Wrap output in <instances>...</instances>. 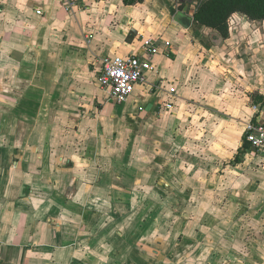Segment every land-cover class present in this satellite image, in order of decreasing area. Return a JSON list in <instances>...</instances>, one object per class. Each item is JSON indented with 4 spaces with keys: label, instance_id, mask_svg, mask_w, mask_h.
I'll list each match as a JSON object with an SVG mask.
<instances>
[{
    "label": "crops",
    "instance_id": "crops-1",
    "mask_svg": "<svg viewBox=\"0 0 264 264\" xmlns=\"http://www.w3.org/2000/svg\"><path fill=\"white\" fill-rule=\"evenodd\" d=\"M159 3L0 0V264H264V21L207 48ZM151 37L116 103L103 59Z\"/></svg>",
    "mask_w": 264,
    "mask_h": 264
},
{
    "label": "built area",
    "instance_id": "built-area-1",
    "mask_svg": "<svg viewBox=\"0 0 264 264\" xmlns=\"http://www.w3.org/2000/svg\"><path fill=\"white\" fill-rule=\"evenodd\" d=\"M70 6L73 0H66ZM41 13L40 10L37 11ZM160 38H146L141 45V51L127 55H114L103 59L102 68L98 74L99 85L118 104L128 102L138 85L148 83L149 72L153 69L151 56L161 52ZM165 45L170 46L169 42ZM162 82L156 85L160 87ZM170 101L166 108H173V98L176 96L174 87L169 89ZM254 117L245 125L244 139L257 152H264V106H253Z\"/></svg>",
    "mask_w": 264,
    "mask_h": 264
},
{
    "label": "trees",
    "instance_id": "trees-1",
    "mask_svg": "<svg viewBox=\"0 0 264 264\" xmlns=\"http://www.w3.org/2000/svg\"><path fill=\"white\" fill-rule=\"evenodd\" d=\"M142 1L124 0L129 5ZM237 12L249 20L264 21V0H202L195 6L192 20L188 17H179L178 20L208 48L213 44L210 34L216 33L222 39L229 37L230 18Z\"/></svg>",
    "mask_w": 264,
    "mask_h": 264
},
{
    "label": "water",
    "instance_id": "water-1",
    "mask_svg": "<svg viewBox=\"0 0 264 264\" xmlns=\"http://www.w3.org/2000/svg\"><path fill=\"white\" fill-rule=\"evenodd\" d=\"M162 3H164L167 7V9L170 11V13L178 20L179 17L185 18L188 17V19L192 20L193 19V15H194V11L190 14L187 15L185 12L180 11L177 9V0H160ZM188 0H179V2L181 3H185ZM190 2H192L194 5L196 6L198 5L202 0H189ZM179 21V20H178Z\"/></svg>",
    "mask_w": 264,
    "mask_h": 264
},
{
    "label": "rangeland",
    "instance_id": "rangeland-1",
    "mask_svg": "<svg viewBox=\"0 0 264 264\" xmlns=\"http://www.w3.org/2000/svg\"><path fill=\"white\" fill-rule=\"evenodd\" d=\"M156 1V3H157V1H159L160 3V5H161V7H162V9L163 8H165L168 12H169V14L171 15L170 17L172 18H175L171 13H170V11L167 9V7H166V5L164 4V3H162L160 0H155ZM195 10V6H190V8H189V12H185V10H182L183 12H185L187 15H190V12L192 11H194ZM181 11V10H180ZM176 19V18H175ZM177 20V19H176ZM191 31V30H190ZM210 38L214 41L215 39H218V38H221V37H219V36H217L216 35V33H212V34H210ZM255 200H257V197L255 196ZM248 209L250 210V212L251 213H254V211L255 212H264V206H263V204H258L257 202H256V204L254 205V204H251L250 203V205H248Z\"/></svg>",
    "mask_w": 264,
    "mask_h": 264
},
{
    "label": "flooded vegetation",
    "instance_id": "flooded-vegetation-1",
    "mask_svg": "<svg viewBox=\"0 0 264 264\" xmlns=\"http://www.w3.org/2000/svg\"><path fill=\"white\" fill-rule=\"evenodd\" d=\"M194 5L192 2H190L189 0L185 3H181L179 2V0H177V9L178 10H185V12H189V8L190 6Z\"/></svg>",
    "mask_w": 264,
    "mask_h": 264
}]
</instances>
